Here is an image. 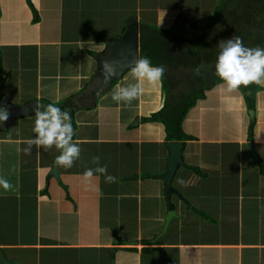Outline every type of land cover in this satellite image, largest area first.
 I'll return each instance as SVG.
<instances>
[{
	"label": "crops",
	"instance_id": "crops-1",
	"mask_svg": "<svg viewBox=\"0 0 264 264\" xmlns=\"http://www.w3.org/2000/svg\"><path fill=\"white\" fill-rule=\"evenodd\" d=\"M219 3L0 0V106L37 100L41 110L42 100L69 101L77 124L73 142L81 148L72 168H58L55 147L23 151L35 135V115L0 125V177L13 185L9 192L0 187V249L9 261L264 264V86L252 108L241 90L226 94L221 82L205 89L181 122L184 141H168L161 123L142 121L163 107L162 84L145 82L131 106L112 100L115 89L136 83L131 69L95 107L78 100L97 73V56L107 54L108 39L120 36L130 17L139 26L198 38ZM182 45L173 43L172 52ZM191 69L167 68L172 95L181 88L177 78ZM171 141L183 143V165L167 199L161 176L168 156L164 144ZM94 156L116 183L96 174L91 186L84 185L82 174L96 167ZM53 168L59 180L50 175ZM181 178L187 187L177 182ZM170 210L175 215L163 231Z\"/></svg>",
	"mask_w": 264,
	"mask_h": 264
},
{
	"label": "trees",
	"instance_id": "trees-1",
	"mask_svg": "<svg viewBox=\"0 0 264 264\" xmlns=\"http://www.w3.org/2000/svg\"><path fill=\"white\" fill-rule=\"evenodd\" d=\"M139 27L140 57L150 58L153 65H164L166 72L167 68L192 67L190 73L181 74L182 76L177 78L176 83H180L181 88L176 96L171 94L174 82L170 86L171 80L165 72L162 82L163 107L142 119L144 122L161 123L168 141H184L188 138L181 131V122L187 111L197 98L204 96L205 89L221 82L215 75V62L219 52L218 42L221 39H229L233 35H237L242 37L243 43L247 47L264 48V0H220L217 13L211 16L209 23L204 27L203 34L198 38L179 36L172 28L161 29L145 23H140ZM176 41L183 42L182 48L180 51L172 52L173 43ZM197 67L200 69L198 75L194 72ZM259 87L253 84L247 88H240L245 102L250 108L253 107L255 93ZM49 103L53 102L42 100L41 110ZM54 104L62 110L70 111L72 124L76 129L74 111L70 108L69 101L65 105ZM253 124L252 120L249 126L250 135ZM189 169L199 173L195 168Z\"/></svg>",
	"mask_w": 264,
	"mask_h": 264
},
{
	"label": "clouds",
	"instance_id": "clouds-1",
	"mask_svg": "<svg viewBox=\"0 0 264 264\" xmlns=\"http://www.w3.org/2000/svg\"><path fill=\"white\" fill-rule=\"evenodd\" d=\"M219 52L215 62V75L221 81L219 87L226 94L236 93L241 87H249L253 84L264 86V48L247 47L242 37L233 35L229 39H221L217 45ZM105 79L110 80L115 74L110 64H105ZM166 72L164 65H153L150 58L139 57L131 67V74L136 83L129 84L114 90L112 100L117 104L124 103L131 106L133 101L138 100L144 93V83L149 85L162 84ZM198 75L199 67L194 69ZM33 127L34 137L29 139L23 149L25 154H30L33 147L45 151L55 147L59 155L55 159L58 168L70 169L80 158L81 148L79 142H73L76 135L72 124L71 113L68 110L49 103L43 110L35 111ZM10 112L7 107L0 106V125L9 119ZM92 163L95 168H88L82 174L84 185L91 186L96 174H103L105 182L116 183L117 178L108 174L107 166L100 165V157L94 156ZM187 187V182L182 178L177 181ZM0 187L5 192L13 190L12 183L0 177ZM174 190L172 188V194Z\"/></svg>",
	"mask_w": 264,
	"mask_h": 264
},
{
	"label": "water",
	"instance_id": "water-1",
	"mask_svg": "<svg viewBox=\"0 0 264 264\" xmlns=\"http://www.w3.org/2000/svg\"><path fill=\"white\" fill-rule=\"evenodd\" d=\"M30 3V0H28ZM108 52L106 55L97 56L98 70L92 81L87 87L82 96H79L78 100L88 102L85 107H95L97 100L107 91L111 90L115 83L121 79L124 72L131 69L134 62L140 57V29L137 18L135 16L130 17L126 21V29L120 36H112L108 39ZM110 64L115 74L110 80L105 79V64ZM39 109V102L37 100L23 105H9L8 110L10 116L8 121L14 122L19 117H30L35 114V111ZM252 116V112H251ZM137 122H135V125ZM167 149V164L165 173L161 176L163 183H165V194L167 199H170L172 194V179L179 166L183 165L182 161V142H166L164 144ZM251 153H253L252 144L249 145ZM51 176L59 180V174L56 168L50 173ZM131 179H135L132 176ZM175 213L170 210L165 218V226L163 231L167 228L170 219ZM109 253L113 255L114 250L109 249ZM0 264H15L8 260L4 251L0 249Z\"/></svg>",
	"mask_w": 264,
	"mask_h": 264
},
{
	"label": "rangeland",
	"instance_id": "rangeland-1",
	"mask_svg": "<svg viewBox=\"0 0 264 264\" xmlns=\"http://www.w3.org/2000/svg\"><path fill=\"white\" fill-rule=\"evenodd\" d=\"M171 72H174V71H171ZM177 72H178V71H177ZM177 72H175V73H177ZM180 74H181V73H180ZM176 75H178V74H176ZM64 92H65V91H64ZM136 120H137V119H136ZM136 120H134V121L132 122V124H131L132 126L135 125V122H137Z\"/></svg>",
	"mask_w": 264,
	"mask_h": 264
}]
</instances>
